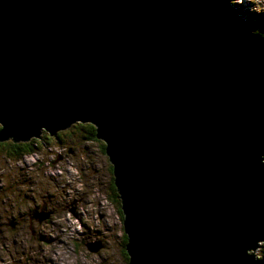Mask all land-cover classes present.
<instances>
[{
    "label": "water",
    "instance_id": "95a60500",
    "mask_svg": "<svg viewBox=\"0 0 264 264\" xmlns=\"http://www.w3.org/2000/svg\"><path fill=\"white\" fill-rule=\"evenodd\" d=\"M250 29L231 0H0V141L93 124L127 264H264L247 252L264 241Z\"/></svg>",
    "mask_w": 264,
    "mask_h": 264
},
{
    "label": "rangeland",
    "instance_id": "374dc122",
    "mask_svg": "<svg viewBox=\"0 0 264 264\" xmlns=\"http://www.w3.org/2000/svg\"><path fill=\"white\" fill-rule=\"evenodd\" d=\"M232 3L251 31H264V0ZM79 137L61 144L39 141L46 149L40 146L20 160L0 157V264H127L120 208L109 189L110 163L97 142ZM50 208L53 214L41 222ZM89 243L101 247L92 252ZM262 249L259 241L248 252L263 258Z\"/></svg>",
    "mask_w": 264,
    "mask_h": 264
},
{
    "label": "trees",
    "instance_id": "16d2710c",
    "mask_svg": "<svg viewBox=\"0 0 264 264\" xmlns=\"http://www.w3.org/2000/svg\"><path fill=\"white\" fill-rule=\"evenodd\" d=\"M235 1V0H233ZM231 5L233 6L232 0H231ZM241 14L242 13H238ZM261 22H264L262 20H260ZM255 26V25H253ZM256 28V27H255ZM254 32L258 33L259 35H262L264 37V31H260L259 29H254ZM71 126V125H70ZM67 129V128H66ZM63 130V129H62ZM62 130H58L55 135H51L48 134L45 130L46 133L42 136L39 135V137H41L40 139H36L39 137H35L34 140L29 139L26 142H13L11 139H7L4 141H0V157H3L4 159H9V160H20L25 153L31 152L34 149H40V146L43 147L44 149L45 146L42 144L45 141L44 140H48V141H56L59 142L60 144L63 143V141L66 138H70L71 136H80L79 139L83 138L87 141H94L97 142L99 145V151L104 155L105 154V144L102 140H99L96 138V128L93 124L91 123H79V122H75L72 124V126L70 127V129L66 132H61ZM41 131V132H42ZM41 134V133H40ZM52 138V139H50ZM82 140V139H81ZM42 143H40V142ZM51 160L56 161L57 160V155H53L52 157H50ZM112 168L111 165L109 164V174H110V191H111V195L113 197L117 196V192L115 189V186L113 184V177H112ZM116 204L118 206V208H120V201L118 198H116ZM121 219H122V211L121 209L119 210ZM127 237L125 235V233L123 232V242H122V249H123V254L125 255V260L127 262L128 257L127 254L125 252V243H126ZM261 255L264 258V250H261ZM257 257L259 258V256L257 255Z\"/></svg>",
    "mask_w": 264,
    "mask_h": 264
},
{
    "label": "flooded vegetation",
    "instance_id": "af4514ba",
    "mask_svg": "<svg viewBox=\"0 0 264 264\" xmlns=\"http://www.w3.org/2000/svg\"><path fill=\"white\" fill-rule=\"evenodd\" d=\"M41 135V134H40ZM42 135H43V133H42ZM41 135V136H42ZM52 163L53 164H55L56 163V161H52ZM115 198V200H116V198H117V196L116 197H114ZM50 201V200H49ZM47 204V203H46ZM35 206V205H34ZM34 209H37V208H34ZM34 209H32V210H34ZM48 210V209H47ZM53 212H54V209L53 208H50L48 211H47V214H45L41 219H40V221L41 222H46L45 220H46V218H48V216L49 215H51V214H53ZM22 218V217H21ZM12 219H13V221H14V219H17V218H13V216H12ZM18 219H20V218H18ZM35 221H37V218H35L34 219ZM10 221H11V219H10ZM16 221H18V220H16Z\"/></svg>",
    "mask_w": 264,
    "mask_h": 264
},
{
    "label": "bare ground",
    "instance_id": "6f19581e",
    "mask_svg": "<svg viewBox=\"0 0 264 264\" xmlns=\"http://www.w3.org/2000/svg\"><path fill=\"white\" fill-rule=\"evenodd\" d=\"M244 20V19H243ZM123 226V225H122ZM99 245V244H98ZM256 249V247L255 248H251V249H249L248 251H251V250H255ZM247 251V252H248ZM249 253V252H248ZM51 259H52V261H54V257L53 256H51Z\"/></svg>",
    "mask_w": 264,
    "mask_h": 264
},
{
    "label": "clouds",
    "instance_id": "9594fccd",
    "mask_svg": "<svg viewBox=\"0 0 264 264\" xmlns=\"http://www.w3.org/2000/svg\"><path fill=\"white\" fill-rule=\"evenodd\" d=\"M123 216V215H122ZM256 257V256H255ZM256 258H258V257H256Z\"/></svg>",
    "mask_w": 264,
    "mask_h": 264
}]
</instances>
